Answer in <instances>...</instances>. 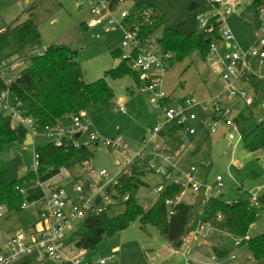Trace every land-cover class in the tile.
Returning <instances> with one entry per match:
<instances>
[{"label":"rangeland","instance_id":"1","mask_svg":"<svg viewBox=\"0 0 264 264\" xmlns=\"http://www.w3.org/2000/svg\"><path fill=\"white\" fill-rule=\"evenodd\" d=\"M97 0H0V32L9 24L19 19L25 21L31 10L34 22L41 34L42 45L39 47L25 48L18 57L15 55V47L10 46L0 53V66L3 71V79L6 84L14 80L19 73L28 67L30 59L41 55L46 48L67 47L77 53L85 83H93L104 77L105 72L116 68L122 57L114 58L112 53L123 50L124 55L130 53V49L123 48L124 29L109 30L104 23L94 27L89 24L96 21L93 3ZM157 8L165 19V27L179 30L188 37L197 30L196 18H208L216 11L212 0H140ZM254 0H228L219 11L223 14L227 9L231 13L224 17L225 24L233 32L240 49L246 51L253 44V37L257 26L250 25L241 14ZM132 0H128L125 6L115 11L114 16L119 17L124 8L131 6ZM193 6V7H192ZM163 28L150 37L154 43L162 36ZM159 47L154 45L152 52L157 53ZM247 72L264 80V60L250 59L247 61ZM150 75H162L158 92H164L172 101L171 107L186 109L185 100H192L194 105L185 111V116L195 115L196 120L186 123L187 129L195 131L189 135L177 155L172 156V162L178 171L183 174L196 168L200 182L214 185L216 178H222V188L219 196L225 200H234L238 197V190L248 192L256 200L264 191V149L257 152H247L244 149L242 138L236 137L231 142L228 139L229 129L224 120L214 118V108L217 100L224 105L231 104L222 90L215 89L207 94L206 88L216 80L211 66L201 62L196 55L184 62H177L168 71L161 73L159 68H152ZM208 80V85L206 84ZM108 85L115 92L116 106L105 113H96L90 109L87 114V128L78 140L80 145H88L93 153L90 167L94 170V181L107 183L106 179L99 178L101 170L108 172L109 178H117L124 167H117L116 160L121 157L102 145L92 144L90 136L98 134L105 138H118L133 149L134 153L142 152L144 141L150 142V148L143 153L150 166H166L163 159L154 153L156 142L152 140L151 132L163 121L164 113L159 111L152 103L155 94L139 88L130 77L119 80L106 78ZM213 84V83H212ZM214 86V84L212 85ZM238 91L253 98L254 93L243 82L237 84ZM220 96V98H216ZM232 102L243 105L239 97H234ZM16 99L7 94L0 104V115L12 116V125L22 123L13 116L12 109ZM5 105L9 106L6 110ZM122 109V110H121ZM252 111L256 116L264 115V97L257 96L252 101ZM23 124V123H22ZM24 125V124H23ZM50 141L44 136L34 137L32 145L14 144L5 148L0 153V163L5 169L7 181L13 183L25 176L31 170L35 162L37 148L43 147ZM137 158L135 164L141 162ZM72 176L66 179L64 174L52 179L48 185H61L70 200L78 204L73 188L76 180L84 184L89 176L84 167L77 166L67 170ZM177 172L173 173V178ZM146 186L141 187L135 193V200L143 209H150L158 200L159 195L154 193L156 185L162 183L163 178L154 171L146 173L143 178ZM185 181V180H184ZM186 182V181H185ZM184 201L195 204L196 195L186 191ZM105 195V190L100 192V197ZM203 206L199 207V210ZM38 204H28L21 212L10 215L2 214L0 217V254L7 251L6 241L9 237L33 227L37 223ZM124 206L118 205L110 211L111 216L123 213ZM204 237L200 244L202 249H195L186 261L184 257H176L172 251H166L167 241L160 236L153 226H148L143 231L139 220L132 222L129 227L112 237L105 238L94 251H88L87 260L91 264H98L106 260V264H244L247 253L245 246L239 247L238 242L229 235H219L210 228L203 229ZM264 234V210L260 213L254 226L250 228L248 236L255 238ZM212 239V240H211ZM220 241V242H219ZM204 242V243H203ZM219 242V243H218ZM204 244V245H203ZM212 244V245H211ZM226 250L222 260H216L212 246ZM27 264H37L33 261ZM39 264H53L51 262ZM264 264V263H262Z\"/></svg>","mask_w":264,"mask_h":264},{"label":"trees","instance_id":"2","mask_svg":"<svg viewBox=\"0 0 264 264\" xmlns=\"http://www.w3.org/2000/svg\"><path fill=\"white\" fill-rule=\"evenodd\" d=\"M193 7V6H192ZM264 7V0H254L241 14V17L250 25L261 23L259 11ZM129 16L124 20V25L136 33L140 44L151 43L150 37L163 28L162 36L152 43L159 47L162 55H171L165 63L168 71L177 62L181 63L192 59L194 55L207 64L206 59L209 47L213 42H220V24L215 19L210 20L213 33L202 30L197 22V30L186 37L179 30L165 27V19L161 12L140 0H132L128 8ZM25 21H16L9 24L0 32V53L10 46L15 47L18 57L25 48L39 47L42 45L41 34L34 22L31 10ZM197 21V20H196ZM113 57H122L120 64L107 72L104 77L93 83H85L83 69L77 60V53L67 47L46 48L41 55L30 59L27 68L9 84L3 79L0 67V96L8 92L16 99L14 108L25 119L33 121V127L43 132L44 128L62 127L69 130L73 126V119L92 109L96 113H105L116 106L115 92L108 85L106 78L119 80L125 77L132 78L139 88H144L151 83V79H141L140 74L131 66L137 58V49L125 56L123 50L112 53ZM242 81L254 93V97H264V80L248 72ZM219 89L221 87L217 84ZM244 103V102H243ZM163 108L171 107L170 97L160 101ZM251 105L231 102L227 105L232 109V119L237 125L243 140L244 149L253 153L264 149V115L258 117L251 109ZM87 116V114H86ZM214 118L221 120L214 112ZM29 129L19 123L12 126V116L0 115V153L14 144H23ZM188 136L185 126L168 124L160 132L162 151L175 156L181 150ZM77 140L65 138L60 147L49 142L37 148L35 155L38 160L36 171H28L25 176L10 183L5 177V169L0 163V207L4 208L5 215L18 213L23 203L32 204L39 201L43 192L36 188V184L49 183L59 176L63 169L70 170L77 166L84 167L91 162L93 153L86 146H75ZM153 170L146 159L134 164L123 172L117 183L106 190L112 203L101 212H91L79 223L78 227L70 234L67 242L74 244L77 249L94 251L107 237L126 230L135 220H139L141 228L146 231L148 226H153L172 249L182 248L188 234L199 226L208 227L220 233L233 237L238 246H247L253 260L257 264L264 263V234L251 238L248 232L258 220L264 210V191L257 200V205L252 204V196L242 189L238 190V197L234 200H225L222 196H207V191L202 187L196 195L195 204L183 201L170 208L167 201L180 196L185 189L181 185L168 183L159 195L156 203L148 210L139 206L135 200V193L143 186L146 173ZM203 183V182H202ZM123 205L124 211L116 216H111L110 211ZM203 206L201 210L199 207ZM2 216V215H1ZM0 216V217H1ZM246 237H249L246 240ZM226 251L219 250L216 258L220 260ZM20 261L16 264H25Z\"/></svg>","mask_w":264,"mask_h":264},{"label":"built area","instance_id":"3","mask_svg":"<svg viewBox=\"0 0 264 264\" xmlns=\"http://www.w3.org/2000/svg\"><path fill=\"white\" fill-rule=\"evenodd\" d=\"M227 1L212 0V3L216 6V11L208 18L202 19L197 17L196 20L199 23L200 29L206 30L209 34H212L214 30L213 25H210L211 19H215V22L220 24V42L211 43L206 62L211 66L212 73L217 78V84L221 87L222 94H226L231 102L234 97H239L242 102L250 105L253 98L248 97L246 94H241L238 91L237 84L243 82L242 77L247 72V61L250 59L264 60V7L259 11L261 23L258 25L254 34V42L248 50L244 51L240 49L233 32L224 21V17L229 15L231 11L227 9L223 14L219 13L223 8V4ZM127 2L128 0H97L96 3H93L97 20L90 22L89 26L94 27L99 23H104L111 31H115L119 27L123 28L124 38L122 47L130 49V52L133 49H137L138 52V56L133 60L131 68L140 74L141 79H151V83L142 89L155 94L152 103L155 107L157 105L156 108L164 113L163 121L152 130L151 137L156 142L153 148L154 153L159 155L163 159V162L166 163L164 167L159 166L155 168L150 166L157 175L163 178V183L154 188V193L160 195L168 183L181 185L185 189L180 196L174 200L167 201L166 204L170 208L169 213L172 214V207L184 201L183 196L186 194V191L194 193L204 187L208 197L219 196L218 194L223 186L222 178L218 176L215 184L212 186L204 184L200 182L196 168L192 167L190 172L183 174L178 171L176 165L172 162V156L162 151L160 132L166 125H184L187 136L195 133L194 130L186 128L188 121L196 120L195 115L192 114L188 118L185 116V111L190 109L194 105V102L191 99L185 100L184 106L186 109L181 107L162 109L160 101L167 97L164 92H158L162 75L152 77L150 72L153 67L159 68L161 73L165 71V63L171 58V55L164 56L159 51L153 53L152 49L154 45L152 43L140 44L137 40L136 33L128 30L124 25V20L129 16L127 8H124L118 18L114 16L115 11L121 8V6H125ZM129 54L127 55L128 57L130 56ZM7 94L8 92L1 94L0 104H2ZM216 98L218 99L220 96ZM4 108L9 110L8 105H5ZM12 111L13 116L18 118L29 129V133H31L33 138L36 136H44L57 147L62 145L65 138L72 137L77 140L75 146H80L79 138L76 136L80 133L82 135L87 128V116L85 113H81L80 116L73 119V126L69 130H65L62 127H46L43 132H39L33 127V121L28 118H23L14 106ZM214 112L224 120L229 129L228 139L231 142L235 141L236 137L241 138L238 127L232 119V109L229 106L217 100ZM90 142L92 144L102 145L121 157V160H116L117 167H124L120 174L117 178L110 179L108 172L101 170L97 175L99 178L107 180V183L103 184L92 180L94 179L95 172L89 163H85L84 171L89 176V179L84 184H80L77 181L78 179H75L76 182L73 188L78 204L70 200L61 185L47 186L48 183L36 184V188H40L43 192L42 198L35 202L38 204L37 223L30 229L20 231L7 239V251L0 254V264H16L23 260L33 261L37 264L45 262H51L53 264H91V261L87 260L88 252L83 249H77L74 244H69L67 240L86 215L91 212H101L107 205L112 203L110 197L106 194V190L117 183L118 177L133 166L137 158H145L143 153L150 148V142L144 141L145 146L140 153H134L133 149L127 143L118 138L109 139L101 137L98 134H92L90 136ZM37 167L38 160L35 155L34 166L30 171H36ZM174 172H177L175 178H173ZM61 174H64L66 179L72 177L66 169H63ZM102 190H105V195L100 197ZM252 204L257 205L256 198H252ZM27 207L28 203H23L21 209L24 210ZM4 211V208L0 207V216ZM204 228V226H199L196 230L190 232L184 240L183 247L173 249V254L182 257L189 256L193 248L204 237ZM248 239L249 237H246V240ZM106 263V260H102L98 264Z\"/></svg>","mask_w":264,"mask_h":264},{"label":"crops","instance_id":"4","mask_svg":"<svg viewBox=\"0 0 264 264\" xmlns=\"http://www.w3.org/2000/svg\"><path fill=\"white\" fill-rule=\"evenodd\" d=\"M253 26H257V25H253ZM253 39H254V37H253ZM254 41V40H253ZM208 80L206 79V84L208 85ZM211 82V85H208L207 86V88H206V92H207V94L208 93H210L211 91H214L216 88L217 89H219V87L217 86V79L216 80H214V82H212V81H210ZM214 84V86H212L213 84ZM88 125V124H87ZM83 135V134H82ZM82 135H81V133L78 135L79 137V139L82 137ZM33 143H34V138H33ZM162 183H163V181H162ZM162 183H160V184H158V185H156L155 186V188L157 187V186H159V185H161ZM184 196H186V194L184 195ZM184 196H183V200H184ZM37 218H38V212H37ZM254 225H252V227H253ZM251 227V228H252ZM212 231H214L216 234H219V235H221V234H223V235H226V234H224V233H220V232H218V231H215V230H213V229H211ZM212 240V239H211ZM220 242V241H219ZM218 242V243H219ZM204 243V242H203ZM204 245V244H203ZM212 245V244H211ZM239 247H242V246H239ZM202 248H204L203 246L201 247V244L199 243L198 245H196L194 248H193V250H195V249H202ZM243 248V247H242ZM244 248H247V246H245ZM212 249H213V251H214V254L216 255V253L220 250H224V251H226L224 248H222V249H220V247H217L216 245H214L213 244V246H212ZM172 251L173 252V249L171 248V247H169V245H168V248L166 249V251ZM192 250V251H193ZM247 253L248 254H245L246 255V258H245V261H244V264H257L254 260H253V258H252V256H251V253H250V251H249V249L247 248ZM192 253V252H191ZM191 253H190V255H191ZM174 255V254H173ZM189 255V256H190ZM175 256V255H174ZM189 256H187V257H184L185 258V260L186 261H188L189 259ZM176 257H179V256H176ZM225 257V256H224ZM223 257V258H224ZM223 258H221L220 260H222ZM216 260H218L217 258H216ZM29 262H31V261H27L25 264H27V263H29Z\"/></svg>","mask_w":264,"mask_h":264},{"label":"water","instance_id":"5","mask_svg":"<svg viewBox=\"0 0 264 264\" xmlns=\"http://www.w3.org/2000/svg\"><path fill=\"white\" fill-rule=\"evenodd\" d=\"M79 135V134H78ZM76 136L77 138L79 137V136ZM24 144L25 145H32L33 144V137H32V135H31V133H28L27 135H26V139H25V141H24Z\"/></svg>","mask_w":264,"mask_h":264}]
</instances>
